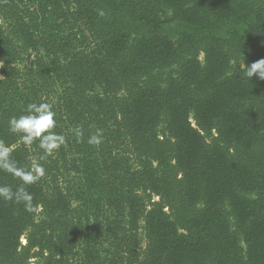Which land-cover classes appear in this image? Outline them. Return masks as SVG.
I'll return each mask as SVG.
<instances>
[{"label": "trees", "instance_id": "16d2710c", "mask_svg": "<svg viewBox=\"0 0 264 264\" xmlns=\"http://www.w3.org/2000/svg\"><path fill=\"white\" fill-rule=\"evenodd\" d=\"M260 59L264 0H0V140L46 170L43 211L0 199V264H264ZM51 82L67 143L41 161L7 122Z\"/></svg>", "mask_w": 264, "mask_h": 264}, {"label": "clouds", "instance_id": "9594fccd", "mask_svg": "<svg viewBox=\"0 0 264 264\" xmlns=\"http://www.w3.org/2000/svg\"><path fill=\"white\" fill-rule=\"evenodd\" d=\"M100 15H104L102 10ZM0 67H3L2 62ZM242 70L248 78L258 75L264 79V59L252 63L250 67L244 65ZM56 116L54 98L50 102L45 97H41L39 102L28 103L20 115L9 118L8 131L17 137V147L23 145L27 148L36 145L42 153L39 160L43 161L54 156L67 143L66 135L56 131ZM71 131L77 142L83 141V131L80 126ZM102 142L103 135L99 130L96 134L90 135L87 140L89 145H99ZM14 151L12 145L0 140V172L7 173L20 182L15 188L11 185H0V199L23 204L28 212L43 211L42 205L33 203L34 196L27 187L37 183L45 175L46 170L40 163L21 166L13 158Z\"/></svg>", "mask_w": 264, "mask_h": 264}, {"label": "rangeland", "instance_id": "374dc122", "mask_svg": "<svg viewBox=\"0 0 264 264\" xmlns=\"http://www.w3.org/2000/svg\"><path fill=\"white\" fill-rule=\"evenodd\" d=\"M200 60L202 61V56L201 55H200ZM31 61H32V57L30 58V60H28L27 64L29 65ZM20 69L23 70L22 67ZM52 85H53V83H52ZM66 87H69V85L66 84V85L61 86V84H60L59 86L58 85H53V87L52 86L51 87L50 86H48V87H42L41 97H45L50 102L53 101V98H54V107L58 108V110H59V105H62V102L57 99V96H59L62 93L63 89L66 88ZM54 91H57V94H52ZM56 114H59V113H56ZM61 114H64V113L61 112ZM63 118L64 117H61V119H63ZM154 200H158V199L156 197H154ZM76 205L77 204L74 203L72 206L75 207ZM88 231L94 232V229L92 228V226H90L88 228ZM96 237L97 236H94V240H95ZM21 242H22V244L25 243L24 238L21 239ZM106 248H107V245L106 244H103L100 247V250H101L100 255L101 256H105V252L104 251L106 250ZM32 262H33V260H32ZM74 264H83V263H82V260H80V258H77L75 260Z\"/></svg>", "mask_w": 264, "mask_h": 264}]
</instances>
